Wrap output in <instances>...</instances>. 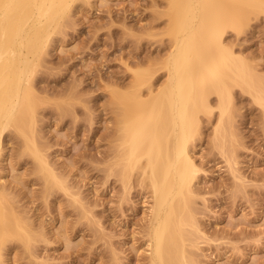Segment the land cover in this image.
<instances>
[{"label":"rangeland","instance_id":"374dc122","mask_svg":"<svg viewBox=\"0 0 264 264\" xmlns=\"http://www.w3.org/2000/svg\"><path fill=\"white\" fill-rule=\"evenodd\" d=\"M229 5L225 56L243 65L254 91L227 79L223 117L212 85L204 91L209 112L199 113L188 145L196 169L183 228L188 264H264V105L255 99L264 98V0ZM178 7L177 0H76L48 26L26 130L36 153L15 128L2 138L1 204L21 237L5 239L0 264H151L153 194L139 172L122 177L110 92L138 77L155 90L163 85L168 54L187 34L176 26ZM203 39L198 54L215 56Z\"/></svg>","mask_w":264,"mask_h":264},{"label":"bare ground","instance_id":"6f19581e","mask_svg":"<svg viewBox=\"0 0 264 264\" xmlns=\"http://www.w3.org/2000/svg\"><path fill=\"white\" fill-rule=\"evenodd\" d=\"M74 1L0 0V151L3 135L10 127L25 135L28 149L33 144L26 134L31 130L38 103L33 76L47 46L48 26L65 16ZM177 2L176 17L183 21L176 26L179 24L181 34L188 35L180 39L177 30L180 41L168 54L166 81L155 90L150 79L138 77L130 89L113 88L110 92L111 104L118 112L116 139L121 148L118 161L122 177L128 179L134 171L139 172L153 194L151 264H188L183 228L191 222L186 215L187 197L196 175L188 145L196 132L199 113L209 112L202 102L206 86L211 84L219 96L221 117L227 112L222 88L227 79L254 91L243 65L225 56L221 34L231 14L229 0ZM201 35L206 48H215V56L196 51ZM221 66L224 70L219 73ZM143 86L147 87L146 99L142 98ZM255 99L264 105L262 96L255 95ZM30 151L36 153L34 148ZM1 203L0 197V250L6 238L21 237L20 227L13 225L17 221L7 216L10 211Z\"/></svg>","mask_w":264,"mask_h":264}]
</instances>
